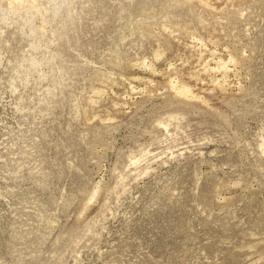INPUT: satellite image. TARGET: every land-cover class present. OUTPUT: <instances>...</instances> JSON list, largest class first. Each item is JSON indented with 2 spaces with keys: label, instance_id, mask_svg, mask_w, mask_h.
I'll use <instances>...</instances> for the list:
<instances>
[{
  "label": "rangeland",
  "instance_id": "374dc122",
  "mask_svg": "<svg viewBox=\"0 0 264 264\" xmlns=\"http://www.w3.org/2000/svg\"><path fill=\"white\" fill-rule=\"evenodd\" d=\"M0 264H264V0H0Z\"/></svg>",
  "mask_w": 264,
  "mask_h": 264
}]
</instances>
